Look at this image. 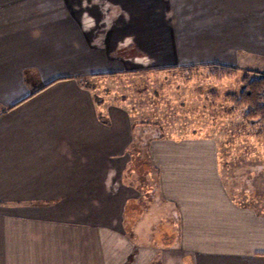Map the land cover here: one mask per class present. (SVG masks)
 I'll return each mask as SVG.
<instances>
[{
  "label": "crops",
  "instance_id": "1",
  "mask_svg": "<svg viewBox=\"0 0 264 264\" xmlns=\"http://www.w3.org/2000/svg\"><path fill=\"white\" fill-rule=\"evenodd\" d=\"M104 4L114 20L98 41ZM263 63L264 0H0V264H264V199L237 198L213 139L148 144L173 244H136L93 215L124 200L113 188L134 131L117 109L103 119L82 82L134 64Z\"/></svg>",
  "mask_w": 264,
  "mask_h": 264
},
{
  "label": "rangeland",
  "instance_id": "2",
  "mask_svg": "<svg viewBox=\"0 0 264 264\" xmlns=\"http://www.w3.org/2000/svg\"><path fill=\"white\" fill-rule=\"evenodd\" d=\"M102 8L98 41L105 39L114 20L111 7L104 4ZM132 53L133 57L142 55L138 49ZM206 66L209 65L134 64L122 74L82 80L101 105L103 119L107 108L117 109L133 123V159L128 161L127 175L118 177L113 188V193L124 200L97 202L110 207L95 208L92 214L102 220L106 217L107 223H116L136 244L163 248L178 236L176 210L161 197L159 172L148 156L152 140H215L221 173L232 192L241 200L246 196L264 199V135L248 127L229 98L241 94L247 77L264 73V63L258 65L261 69L237 68L230 75L218 74ZM122 117L118 114L114 130H124ZM116 214L120 220L113 222ZM162 234L169 238H161Z\"/></svg>",
  "mask_w": 264,
  "mask_h": 264
},
{
  "label": "trees",
  "instance_id": "3",
  "mask_svg": "<svg viewBox=\"0 0 264 264\" xmlns=\"http://www.w3.org/2000/svg\"><path fill=\"white\" fill-rule=\"evenodd\" d=\"M216 73L230 75L237 72L236 67L221 64H211L209 66ZM113 76L104 75L101 77ZM235 105V111L242 114V119L251 127L252 131H259L264 135V73H253L252 77H247L243 83L240 95L229 97Z\"/></svg>",
  "mask_w": 264,
  "mask_h": 264
}]
</instances>
